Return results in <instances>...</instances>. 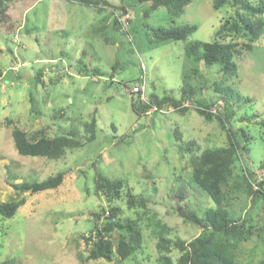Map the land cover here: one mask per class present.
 Wrapping results in <instances>:
<instances>
[{
    "label": "rangeland",
    "instance_id": "1",
    "mask_svg": "<svg viewBox=\"0 0 264 264\" xmlns=\"http://www.w3.org/2000/svg\"><path fill=\"white\" fill-rule=\"evenodd\" d=\"M104 1L128 7L134 0ZM128 10L122 17L121 11L75 0H37L25 12L15 35H6L0 28V202L26 199L13 218L0 217V264L7 260L17 264H160L157 243L162 227L168 225L172 240L182 236L188 241L200 234L201 228L178 211L191 210L202 217L217 206L193 181V165L186 159L189 151L182 150L194 143L197 155L210 145L221 146L228 136L222 120L208 122L192 107L183 114L145 113L146 118L133 108L149 102L152 95L180 99L185 76L195 67L205 74L192 76L196 96L214 104L209 112L215 116L234 113L231 129L242 130L250 138L238 139L248 149L245 176L263 186L264 34L253 51L237 57L238 76L223 81L217 93L212 82L221 80L220 66L207 69L195 64L187 57L186 46L214 41L231 14L227 7L217 11L212 0H194L178 18L166 7L148 17ZM125 16L129 18L123 25L115 22ZM186 25L197 27L186 40L156 38L159 32ZM40 69L42 82H37L34 75ZM144 78L143 101L129 90ZM204 84L210 87L201 89ZM184 104L195 105L189 100ZM93 118L96 136L88 141ZM15 127L28 136L39 130L51 137L71 133L82 146L68 150L59 160L21 156L12 137ZM58 172L66 174L56 189L18 196L12 188V184L41 182ZM99 175L124 181V193L141 194L149 202L148 208L137 205L133 209L126 201L115 203L121 210L116 220L137 221L144 233L143 249L124 261L117 254L113 262L88 259L90 247L84 238L94 227L91 214L110 206L107 198L96 193ZM234 182H230L229 212L235 218L251 219L248 227L264 228V197L254 201L241 179L236 182L239 188L233 187ZM235 254L241 264L262 261L264 230L260 237L243 241Z\"/></svg>",
    "mask_w": 264,
    "mask_h": 264
},
{
    "label": "trees",
    "instance_id": "2",
    "mask_svg": "<svg viewBox=\"0 0 264 264\" xmlns=\"http://www.w3.org/2000/svg\"><path fill=\"white\" fill-rule=\"evenodd\" d=\"M13 1L0 0V28L6 35H15L18 32V29L23 25L25 12L37 0H15L16 2L11 4ZM75 1L101 8H111L113 12L121 11L122 17L128 14V8L141 11L144 17H148L152 11L160 7H166L172 17L178 18L185 13L186 7L194 0H134L128 7L110 5L104 0ZM212 6L217 11L227 7L231 11L229 18L223 22L216 32L214 41L210 43L198 41L189 43L186 46V55L195 64H203L207 69L214 65L220 66L221 80L212 82L215 86L214 91L220 93L223 81L238 76L237 57L246 51H253L255 43L264 34V2L262 0L257 2L251 0H212ZM118 15L120 16V13ZM115 22L117 24L121 23L118 20H115ZM196 30L195 25L171 28L157 33L156 38L160 41L172 40L178 42L186 40ZM51 70L58 71V69L53 70L52 68ZM61 74L63 75L60 76H69L64 73ZM196 75L205 76V74H200L199 68H192L185 76V86L182 88L180 99H175L172 96L159 98L157 95H152L149 103L140 104V108L133 105L134 110L140 117L144 116L152 106L163 111L152 113L155 116L159 113L167 115L171 111L183 114L192 107L208 122H212L214 118L222 120V128L227 130L228 134L226 142L218 148L210 145V148L204 149L195 155L194 147L196 144L191 143L182 150L184 152L189 151L187 152L189 158L186 159L190 160L193 165V181L213 200L217 207L206 210L202 217L195 211L186 212L180 208L181 211H178V215L193 222L201 228V232L188 241L183 239L182 236L172 240L168 225L162 227V232L158 234V261L160 264H241L235 254V249L243 241L255 235L260 237L264 228L248 227L247 225L252 221L251 219L248 217L247 219L241 218V216L235 218L229 212L230 194L232 193L230 182L235 179L233 187L239 188L240 186L236 182L241 179L242 187L249 192L253 200L264 197V183L261 186V182L248 181L245 176V173L248 172L245 165L246 150L248 149L246 145L241 147V142L238 139L242 135H244L245 142L250 138L242 130L241 132H235L231 129L230 121L234 113L230 110L229 114L224 115V117L222 115L215 116V114L209 112V107L214 104H211L210 100L207 102L203 96L197 97L193 86L190 84L192 76ZM41 76H43V69L37 71L34 78L37 82H42ZM209 87L208 84H204L201 89ZM223 90L228 93L232 92L228 88H223ZM129 92L133 94L130 90ZM216 99L217 97L213 101H216ZM184 100H189L191 104L196 106H186ZM225 101L228 104V100ZM93 116H96L95 113H93ZM151 121L154 120L151 118ZM96 123V118H93L89 125L91 134L88 141L95 139ZM12 137L18 153L25 157H46L59 160L66 155L68 150H76V148L82 146L71 133L51 137L46 132L39 130L36 135L28 136L25 130L15 127L12 131ZM65 174V172H58L41 182L12 184V188L17 191L18 196L24 193L33 194L56 189L62 185ZM254 185L257 188H254ZM124 188L125 183L122 180L114 181L101 175L97 179L96 193L107 198L110 206L109 209L101 208L100 212L91 214L95 218L94 227L90 235L84 238L85 243L90 247L88 256L90 260L103 259L107 262H113L114 256L117 254L124 261L143 249L141 242L144 240V233L137 221L118 222L116 219L119 217L121 210L115 203L126 201L128 208L133 209L137 205L148 208L149 202L141 194L124 193ZM25 205L26 199L19 197L9 202H0V217L4 219L13 218ZM159 224L162 226V223ZM174 252H178L179 255L177 257L173 256ZM15 261L7 260L1 264H17ZM256 264H264V259Z\"/></svg>",
    "mask_w": 264,
    "mask_h": 264
},
{
    "label": "built area",
    "instance_id": "3",
    "mask_svg": "<svg viewBox=\"0 0 264 264\" xmlns=\"http://www.w3.org/2000/svg\"><path fill=\"white\" fill-rule=\"evenodd\" d=\"M129 18V16H125L124 18L120 19L119 21L121 22V24L123 25L124 20H126ZM147 87H146V82H145V78L142 80V82H138L135 86H133V88L130 90L133 94L135 95H140L142 96V100L144 101V95L146 93ZM147 104V102H145ZM163 112L162 110H158L157 107L152 106L150 107L147 111L146 114L147 115H151L154 112Z\"/></svg>",
    "mask_w": 264,
    "mask_h": 264
},
{
    "label": "crops",
    "instance_id": "4",
    "mask_svg": "<svg viewBox=\"0 0 264 264\" xmlns=\"http://www.w3.org/2000/svg\"><path fill=\"white\" fill-rule=\"evenodd\" d=\"M155 124V120L153 121V125Z\"/></svg>",
    "mask_w": 264,
    "mask_h": 264
},
{
    "label": "clouds",
    "instance_id": "5",
    "mask_svg": "<svg viewBox=\"0 0 264 264\" xmlns=\"http://www.w3.org/2000/svg\"><path fill=\"white\" fill-rule=\"evenodd\" d=\"M135 85H136V84H135ZM135 85H134V86H135ZM147 103H149V102H147Z\"/></svg>",
    "mask_w": 264,
    "mask_h": 264
}]
</instances>
